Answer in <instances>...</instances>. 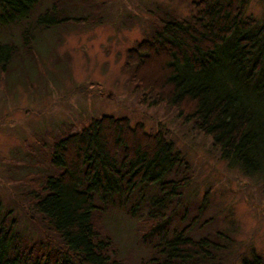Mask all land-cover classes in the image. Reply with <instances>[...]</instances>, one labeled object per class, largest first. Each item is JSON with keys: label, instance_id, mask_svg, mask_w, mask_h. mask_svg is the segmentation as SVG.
Here are the masks:
<instances>
[{"label": "trees", "instance_id": "trees-1", "mask_svg": "<svg viewBox=\"0 0 264 264\" xmlns=\"http://www.w3.org/2000/svg\"><path fill=\"white\" fill-rule=\"evenodd\" d=\"M49 3L0 0V27L20 25L0 37V73H9L23 58L17 43L32 55L36 30L99 25L107 17L95 14L104 2ZM192 6L195 12L184 18L164 11L127 49L122 68L135 88L179 111L212 138L221 159L257 176L264 187V21L246 15L248 0H196ZM51 146L54 171L31 190V200L60 244L22 249L14 220L0 214V264H128L103 225L108 207L140 217L137 237L149 252L137 264H233L235 242L227 230L195 227L199 207L191 209L194 218L176 220L169 233L165 222L182 200L189 165L160 131L104 114ZM179 169L180 178L169 177ZM150 186L154 197L141 206L140 191ZM180 212L182 220L188 207ZM238 258L239 264H264V254L253 247Z\"/></svg>", "mask_w": 264, "mask_h": 264}, {"label": "rangeland", "instance_id": "rangeland-1", "mask_svg": "<svg viewBox=\"0 0 264 264\" xmlns=\"http://www.w3.org/2000/svg\"><path fill=\"white\" fill-rule=\"evenodd\" d=\"M92 1L104 2L95 14L107 15L105 21L36 30L32 55H25L17 43L23 58L16 60L9 73H0V214L14 220L21 248L60 244L48 221L33 210L31 200V190L54 171L49 156L52 143L88 125L93 117L111 114L127 117L132 125L141 123L145 131H160L188 161L182 200L165 222L169 233L176 220L184 223L196 213L195 227L230 233L235 242L233 264H239L238 253L247 254L251 247L264 254L260 179L230 167L220 158L212 138L150 92L135 88L122 68L127 49L143 39L164 11L188 17L195 12L192 2L196 0ZM246 9V15L264 21V0H248ZM17 29L16 23L0 27V37ZM143 189L141 206L155 192L154 186ZM185 206L188 212L181 220ZM193 207H199L194 214ZM102 218L119 256L128 264H137L138 258L148 254V246L136 233L140 217L108 207Z\"/></svg>", "mask_w": 264, "mask_h": 264}]
</instances>
